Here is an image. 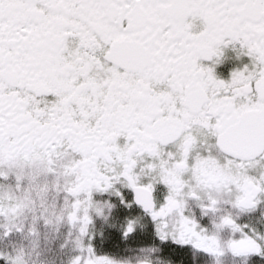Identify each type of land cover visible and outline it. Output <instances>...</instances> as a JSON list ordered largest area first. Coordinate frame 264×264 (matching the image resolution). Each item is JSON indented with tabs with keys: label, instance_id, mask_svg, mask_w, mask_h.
<instances>
[{
	"label": "snow or ice",
	"instance_id": "obj_1",
	"mask_svg": "<svg viewBox=\"0 0 264 264\" xmlns=\"http://www.w3.org/2000/svg\"><path fill=\"white\" fill-rule=\"evenodd\" d=\"M40 226L66 264H264V0H0V239Z\"/></svg>",
	"mask_w": 264,
	"mask_h": 264
},
{
	"label": "flooded vegetation",
	"instance_id": "obj_2",
	"mask_svg": "<svg viewBox=\"0 0 264 264\" xmlns=\"http://www.w3.org/2000/svg\"><path fill=\"white\" fill-rule=\"evenodd\" d=\"M7 191L8 189H5L6 193ZM25 192H27V188L25 189ZM29 220L31 222V217L29 218ZM67 231L68 230L66 227H62L59 233H57L55 230L47 229V228H44L43 226H40V234L38 237H35V238L31 237L27 234V232L24 233L23 235L13 233L10 239L6 241L0 239V246H5V245L6 246H10V245L11 246H21V247H24V251H26L25 248L28 247L29 245L36 244L41 247L49 246L51 237L56 238V239L62 237V243H65ZM51 232H53L52 236H50ZM69 243H72V242L69 241ZM47 253H48L47 249L37 250L35 252V255H36L35 258L25 261L26 255H24L25 257L24 256L21 257L20 251L15 252L16 256L21 258L20 264H51L47 256Z\"/></svg>",
	"mask_w": 264,
	"mask_h": 264
},
{
	"label": "rangeland",
	"instance_id": "obj_3",
	"mask_svg": "<svg viewBox=\"0 0 264 264\" xmlns=\"http://www.w3.org/2000/svg\"><path fill=\"white\" fill-rule=\"evenodd\" d=\"M52 234L53 232H51L50 236H52ZM61 244H63L62 237L58 239L51 237L49 246L47 247H44V246L41 247V246L34 244V245H29L28 247H26L25 248L26 251H24V247H21V246H11V245L6 246L5 245V246H0V250L6 251L8 249H12L14 252L20 251L21 257L26 255V257L24 256L25 261H28L36 257L35 252L37 250L47 249L48 250L47 256L51 264H66L67 260L72 255H74V245L73 243L68 242L67 246L61 249L60 247ZM0 264H2V262H0Z\"/></svg>",
	"mask_w": 264,
	"mask_h": 264
}]
</instances>
